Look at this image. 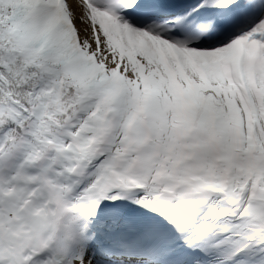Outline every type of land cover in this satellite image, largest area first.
<instances>
[{
    "label": "snow or ice",
    "instance_id": "snow-or-ice-1",
    "mask_svg": "<svg viewBox=\"0 0 264 264\" xmlns=\"http://www.w3.org/2000/svg\"><path fill=\"white\" fill-rule=\"evenodd\" d=\"M0 264H264V0H0Z\"/></svg>",
    "mask_w": 264,
    "mask_h": 264
}]
</instances>
